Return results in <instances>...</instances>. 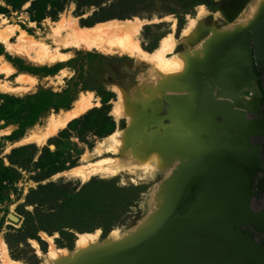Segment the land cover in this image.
<instances>
[{
    "label": "rangeland",
    "instance_id": "374dc122",
    "mask_svg": "<svg viewBox=\"0 0 264 264\" xmlns=\"http://www.w3.org/2000/svg\"><path fill=\"white\" fill-rule=\"evenodd\" d=\"M34 1L25 0L21 6L14 7L0 0L1 6L5 7L0 12V22L5 21L2 29L7 25L17 28L9 38L11 47L0 40V67L5 62L11 63L17 72L9 77L0 74V81H8L16 87L19 73L36 78L35 84L21 93L0 90V105L7 102L3 95L24 98L41 90L60 94L55 103L63 105L51 106L24 132L20 131L19 123L0 121V161L18 172L13 183L7 184L6 188L0 186V242L5 241L9 255L14 259L26 264H49L50 243L43 237V232L54 236L59 250H74L80 232L101 229V237L105 238L114 228L139 227L154 214V188L171 173L176 162L171 163L168 171L153 175L122 169L116 175L95 174L87 181L80 177L70 178L64 172L104 157L123 158L112 151L98 152L106 137L116 130L130 132V148L144 145L145 138L152 132L162 133L158 126L149 127L147 118L165 113L164 97L176 90H159L157 82L160 79L153 70V63L124 51L108 53L75 45L60 46L62 53L70 54L68 60L41 64L16 50L29 46L26 39L36 44L44 41L56 49L58 42L53 40L52 34L62 23L86 30L109 21L141 20L137 39L145 52L154 53L163 39L174 33L175 49L166 54L168 57L187 51L198 54L199 47L209 43L216 31L238 24L254 0H42L44 2L36 7ZM42 5L47 8L46 15L38 20L34 17L35 9ZM200 5L208 9L203 17L199 16ZM192 19L197 22L186 42L183 33ZM23 32L26 33L25 40L21 38ZM36 44L33 52L32 47L29 48L33 54L38 47ZM63 68L66 75L58 82L56 77ZM254 72L261 84L264 74L257 70L255 62ZM114 86L125 92L132 110L141 115L135 128L129 127L126 117L116 116L114 109L121 96ZM247 92L241 93V97L249 95ZM83 93H93L92 106L88 110L50 134L44 142L30 139L33 131L47 130L51 115L72 108ZM263 108L264 99L260 107L264 117ZM110 120L115 123V130L105 135L102 132L108 129ZM253 143L259 147V158L264 166V136L254 137ZM18 148L25 149L15 152ZM181 148L173 146V149ZM41 157L44 158L42 161L47 159L65 168L51 172L41 165ZM263 202L264 194L256 192L252 207L259 209ZM245 230L264 245L262 234L250 227ZM150 233H153L152 228L145 232ZM32 240L38 243L40 250L33 246ZM0 264H3L1 258Z\"/></svg>",
    "mask_w": 264,
    "mask_h": 264
},
{
    "label": "bare ground",
    "instance_id": "6f19581e",
    "mask_svg": "<svg viewBox=\"0 0 264 264\" xmlns=\"http://www.w3.org/2000/svg\"><path fill=\"white\" fill-rule=\"evenodd\" d=\"M198 10L199 16H202L207 13L205 11L208 9L206 10L204 5H200ZM263 17L264 0H254L238 24L216 31V36L209 43L199 47L198 54L187 51L168 57L166 54L175 49L174 33L163 39L160 48H157L154 53L145 52L138 41L141 20L109 21L86 30H81L80 27L77 28L70 24L68 26V22L61 25L59 23L60 27L55 29L56 31L52 34L53 40L58 42L56 49H52L44 41L36 44L33 40H25L26 33L23 32L21 38L26 43L28 42L29 46L26 45L22 49L17 47L18 50H15L28 55L35 62L41 64L68 60L70 54L62 53L60 46L75 45L78 48L97 49L108 53L124 51L136 56L139 60L153 63V70L160 79L157 82L159 90H176L170 94H198L199 92L201 97L209 99V101L210 99H222L234 109L256 111L259 107L257 78L251 72L252 58L249 51L242 45L249 38L252 23L257 18ZM196 22V19H192L185 28L183 40L186 42L190 38ZM2 24H5V21L0 22V40L11 47L9 38L16 33L17 28L7 25V28L2 29ZM65 31L66 34H64ZM35 44L38 47L33 54L29 48L32 47L33 52ZM12 46L14 45L12 44ZM16 72V67L11 63L5 62L0 67V74H5L7 77ZM65 73L66 69H61L56 77L58 82H61ZM35 80L36 78L32 75L19 73L16 77L18 86L14 87L8 81H0V90L21 93L28 90L29 85L35 84ZM114 88L119 91L121 96L114 109L116 116L118 118L126 117L129 127L135 128L141 121V115L132 110L125 92L118 86H114ZM246 90H253V93L243 94L241 97L240 94ZM92 94H81L72 108L51 115L48 119L47 130L33 131L29 136L30 139L42 143L50 134L55 133L63 125L65 126L68 121L84 113L92 106ZM144 114H146L145 110ZM151 118L153 119V116L147 118L148 125ZM162 133L152 132L145 138L144 145L140 144L130 148V132L116 130L106 137L98 152L112 151L123 155V158L104 157L64 172L70 178L80 177L83 181H87L95 174L116 175L122 169L153 175L155 172L168 171L171 163L176 162L171 173L154 188V209L152 210L154 214L139 227L127 230L114 228L105 238L101 237V229L93 232H80L77 234L75 249L65 251L64 248L59 250L56 247L54 236L43 232V237L50 243L49 264H128L132 248L136 243L146 236L156 233L163 224L172 219L178 209H184V206L188 205L187 191L189 187L195 185L197 180L196 176L200 168L203 149L206 146V139L198 131L180 132L172 135ZM173 146L182 148L180 150L173 149ZM247 175L253 177L254 172L248 170ZM150 228L153 229V233L145 234ZM32 242L33 246L40 250L38 243L35 240ZM0 258L3 264H26L9 255L8 246L3 240L0 242Z\"/></svg>",
    "mask_w": 264,
    "mask_h": 264
},
{
    "label": "water",
    "instance_id": "95a60500",
    "mask_svg": "<svg viewBox=\"0 0 264 264\" xmlns=\"http://www.w3.org/2000/svg\"><path fill=\"white\" fill-rule=\"evenodd\" d=\"M243 46L253 54L252 74L254 62L264 74V17L253 23ZM257 90L261 107L264 80ZM164 101L165 113L153 116L148 126L170 135L198 131L206 146L195 185L187 191L188 205L136 243L128 264H264V245L245 230L250 227L264 237V202L259 209L252 207L256 192L264 194V166L253 143L254 137L264 136L262 110L234 109L199 92L167 94ZM243 146L256 153H244ZM251 166L256 167L253 177L247 175Z\"/></svg>",
    "mask_w": 264,
    "mask_h": 264
},
{
    "label": "trees",
    "instance_id": "16d2710c",
    "mask_svg": "<svg viewBox=\"0 0 264 264\" xmlns=\"http://www.w3.org/2000/svg\"><path fill=\"white\" fill-rule=\"evenodd\" d=\"M8 4L13 5L14 7H19L22 5L25 0H5ZM44 1L42 0H35L33 5L36 7L38 4H42ZM47 2V0H46ZM45 5V3H44ZM46 6L43 7L39 6L38 9H35V18L40 20L43 19L46 15ZM5 7L1 6L0 4V12L3 11ZM60 96V94L55 93L53 91L41 90L35 94L27 95L24 98L21 97H14L11 95H3L2 98H7V102H3L0 105V121L1 120H8L11 122H16L21 125L20 131L24 132L26 128L32 126L37 122L40 116L48 110L51 106L60 107L61 102L55 103V98ZM9 101V102H8ZM108 119L109 116H108ZM110 125L106 131L102 133L105 135H109L115 130V123L110 120ZM25 148H18L15 152L22 151ZM46 152L49 154L53 153L46 149ZM41 157V165L46 167L51 172H55L58 170H62L65 168L64 166H60V164H53L51 161ZM59 163V162H57ZM17 169L11 166L5 165L3 162L0 161V186L6 188L7 184L13 183L17 179Z\"/></svg>",
    "mask_w": 264,
    "mask_h": 264
},
{
    "label": "flooded vegetation",
    "instance_id": "af4514ba",
    "mask_svg": "<svg viewBox=\"0 0 264 264\" xmlns=\"http://www.w3.org/2000/svg\"><path fill=\"white\" fill-rule=\"evenodd\" d=\"M256 82H257V85L260 86V83L258 82V79H257ZM246 91H248L247 94H249V95L251 94V91H250V90H246ZM246 91H245V92H246ZM245 95H246V94H245ZM263 99H264V98H263ZM262 103H263V102H262ZM261 106H262V105H261ZM258 108H260V107H258ZM248 111H250V110H248ZM252 112H254V111H252ZM242 150L244 151V153H249V154H251V155H252V154L254 155V154L256 153V149L253 148V147H249V146H248V147H247V146H243V149H242ZM249 171L255 173V171H256V167H255V166H251V168H249Z\"/></svg>",
    "mask_w": 264,
    "mask_h": 264
}]
</instances>
